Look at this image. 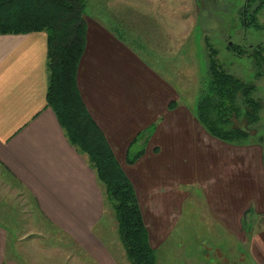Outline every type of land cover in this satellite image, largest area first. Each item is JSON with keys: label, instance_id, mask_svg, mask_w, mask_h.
Segmentation results:
<instances>
[{"label": "crops", "instance_id": "0c3cea01", "mask_svg": "<svg viewBox=\"0 0 264 264\" xmlns=\"http://www.w3.org/2000/svg\"><path fill=\"white\" fill-rule=\"evenodd\" d=\"M84 18L78 90L134 187L152 248V239H167L175 223V214L165 216L161 210L179 204L172 184L164 187L171 178L167 167L182 178L194 161L217 218L245 241L244 211L249 206L264 211L262 146L212 137L197 121L194 108L177 101L176 88L163 73L102 20ZM46 87V33L0 34V166L49 221L91 255L102 256L94 233L103 215L102 191L84 156L69 144L54 112L45 106ZM172 100L176 106L169 110ZM150 125L155 127L144 154L127 164L129 143ZM1 223L0 264H25L7 255L8 233ZM249 249L253 261L264 264V229L249 236Z\"/></svg>", "mask_w": 264, "mask_h": 264}, {"label": "rangeland", "instance_id": "374dc122", "mask_svg": "<svg viewBox=\"0 0 264 264\" xmlns=\"http://www.w3.org/2000/svg\"><path fill=\"white\" fill-rule=\"evenodd\" d=\"M244 0H87L85 17L116 30L126 45L163 73L178 93L177 101L195 108L201 80L206 75L205 37L217 48L224 67L244 81L256 85L261 100L259 120L247 144L264 137V73L255 77L247 56L232 54L227 45L244 47L264 44V6L258 26L241 23L239 10ZM176 103V101H175ZM264 153V138L260 143ZM264 156V155H263ZM264 167V165H263ZM178 177L167 167L178 205L161 214L175 223L167 239H152L156 264H259L250 256L249 236L264 229V211L249 206L245 241L227 231L208 203L199 167L193 162L190 174ZM211 183L209 182V185ZM244 211V213H245ZM243 213V214H244ZM243 217V215H242ZM2 222V223H1ZM0 223L8 233L7 255L25 264H130L120 242L110 203L103 200V215L94 227L102 253L91 255L59 226L49 221L34 199L0 166ZM249 229V230H248ZM241 236V234H240Z\"/></svg>", "mask_w": 264, "mask_h": 264}, {"label": "trees", "instance_id": "16d2710c", "mask_svg": "<svg viewBox=\"0 0 264 264\" xmlns=\"http://www.w3.org/2000/svg\"><path fill=\"white\" fill-rule=\"evenodd\" d=\"M86 6L87 0H0V34L46 33L45 106L52 109L69 144L84 156L93 170L103 200H107L113 210L118 236L129 263L156 264L134 187L78 90L77 70L86 45ZM263 6L264 0H246L244 8L239 10L241 23L256 28ZM113 32L123 39L116 30ZM204 41L206 75L198 89L195 117L212 137L233 145H245L250 131L257 132L255 125L262 107L261 100L255 97L256 85L230 73L217 57V48L208 36ZM227 49L238 57H249L255 77L262 76L264 44L244 47L231 43ZM175 106L172 100L167 108L172 110ZM154 127L150 125L138 132L129 143L125 156L127 164L135 163L144 154ZM263 138L258 136V142L254 143L260 144ZM247 213L248 210L241 219L245 229L247 223L249 225Z\"/></svg>", "mask_w": 264, "mask_h": 264}, {"label": "flooded vegetation", "instance_id": "af4514ba", "mask_svg": "<svg viewBox=\"0 0 264 264\" xmlns=\"http://www.w3.org/2000/svg\"><path fill=\"white\" fill-rule=\"evenodd\" d=\"M245 4H246V0H244V2H243V4H242L243 8H244ZM245 12H246V11H245Z\"/></svg>", "mask_w": 264, "mask_h": 264}]
</instances>
